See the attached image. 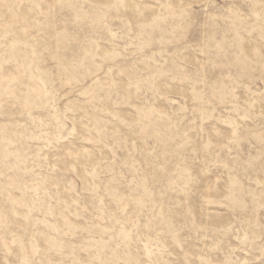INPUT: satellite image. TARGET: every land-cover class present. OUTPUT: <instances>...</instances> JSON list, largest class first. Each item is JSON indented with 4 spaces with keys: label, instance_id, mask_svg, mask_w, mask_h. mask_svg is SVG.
Returning a JSON list of instances; mask_svg holds the SVG:
<instances>
[{
    "label": "rangeland",
    "instance_id": "obj_1",
    "mask_svg": "<svg viewBox=\"0 0 264 264\" xmlns=\"http://www.w3.org/2000/svg\"><path fill=\"white\" fill-rule=\"evenodd\" d=\"M0 264H264V0H0Z\"/></svg>",
    "mask_w": 264,
    "mask_h": 264
}]
</instances>
